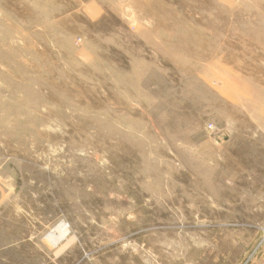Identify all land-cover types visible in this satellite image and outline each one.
<instances>
[{
  "label": "rangeland",
  "instance_id": "1",
  "mask_svg": "<svg viewBox=\"0 0 264 264\" xmlns=\"http://www.w3.org/2000/svg\"><path fill=\"white\" fill-rule=\"evenodd\" d=\"M262 227L264 0H0V264H242Z\"/></svg>",
  "mask_w": 264,
  "mask_h": 264
},
{
  "label": "bare ground",
  "instance_id": "2",
  "mask_svg": "<svg viewBox=\"0 0 264 264\" xmlns=\"http://www.w3.org/2000/svg\"><path fill=\"white\" fill-rule=\"evenodd\" d=\"M67 232L65 225L60 223L50 231L47 237L50 239L51 243L55 245L61 238L67 235Z\"/></svg>",
  "mask_w": 264,
  "mask_h": 264
},
{
  "label": "built area",
  "instance_id": "3",
  "mask_svg": "<svg viewBox=\"0 0 264 264\" xmlns=\"http://www.w3.org/2000/svg\"><path fill=\"white\" fill-rule=\"evenodd\" d=\"M261 232L263 233V236L260 239V242L257 244V246L255 247V249L252 251V253L250 254L249 258H247L245 260V262H243L242 264H247L250 261V258L253 256V254H255V252H258L264 245V228H261ZM253 261L250 262V264H252Z\"/></svg>",
  "mask_w": 264,
  "mask_h": 264
},
{
  "label": "crops",
  "instance_id": "4",
  "mask_svg": "<svg viewBox=\"0 0 264 264\" xmlns=\"http://www.w3.org/2000/svg\"><path fill=\"white\" fill-rule=\"evenodd\" d=\"M257 258L255 259V261L253 262V264H264V248L261 249L260 252H258L257 254Z\"/></svg>",
  "mask_w": 264,
  "mask_h": 264
}]
</instances>
